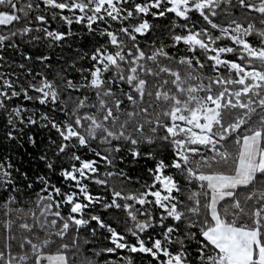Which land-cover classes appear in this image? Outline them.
Returning a JSON list of instances; mask_svg holds the SVG:
<instances>
[{
	"label": "snow or ice",
	"instance_id": "obj_1",
	"mask_svg": "<svg viewBox=\"0 0 264 264\" xmlns=\"http://www.w3.org/2000/svg\"><path fill=\"white\" fill-rule=\"evenodd\" d=\"M0 264H264V0H0Z\"/></svg>",
	"mask_w": 264,
	"mask_h": 264
}]
</instances>
